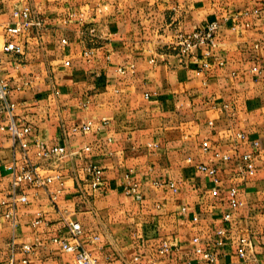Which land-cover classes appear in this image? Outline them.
Listing matches in <instances>:
<instances>
[{"label": "crops", "instance_id": "crops-1", "mask_svg": "<svg viewBox=\"0 0 264 264\" xmlns=\"http://www.w3.org/2000/svg\"><path fill=\"white\" fill-rule=\"evenodd\" d=\"M24 7L44 25L16 38L21 56L1 54L14 117L32 131L28 149L15 148L1 128L9 115L0 113V261L76 264L52 241L69 237L71 220L98 264L198 262L195 237L216 264H238L243 236L264 264V0H0V48L3 27ZM212 22L217 48L206 55L201 47L182 63L177 34ZM88 123L89 131L73 130ZM37 145L68 153L39 158ZM30 165L59 175L62 191L57 181L47 189L24 183L17 192L28 201L7 218L13 177ZM90 165L102 173L97 189ZM200 165L215 168L219 182Z\"/></svg>", "mask_w": 264, "mask_h": 264}, {"label": "built area", "instance_id": "built-area-1", "mask_svg": "<svg viewBox=\"0 0 264 264\" xmlns=\"http://www.w3.org/2000/svg\"><path fill=\"white\" fill-rule=\"evenodd\" d=\"M259 9H255L253 14L259 15ZM13 18L16 20L15 24H8L3 27L5 41L0 48V113H7L9 115L6 123L1 127L6 129L10 135L11 141L14 144L15 148H20L22 151H26L29 147V142L27 137L30 135L32 128L29 125H22L14 117L13 111L15 109V103L10 100V85L9 82L2 75V62L1 54H13L16 56H21L23 54V46L17 41V37L22 35L27 28L35 27L39 30L43 28L44 20L34 12L29 7H24L23 9H18L13 12ZM219 28L218 22H212L204 28H200L191 33L180 32L177 34L176 39L172 43L173 50L177 52L179 59L182 63H185L186 60L195 56V51L201 47H207L205 52L206 55H211L212 51L217 48V30ZM62 43L65 44L66 40L63 39ZM86 55H90L89 52ZM205 66H208L205 64ZM91 123L82 125L80 127H74V131H89ZM239 137H243L242 134H239ZM258 145L257 143L255 146ZM90 147L85 148L86 151H90ZM204 151H210L211 147L206 142L203 144ZM67 150L63 146H36V155L39 158L43 159H58L61 160L67 156ZM216 156L219 157L220 154L216 153ZM224 159H229V155H223ZM242 160L245 164V167L250 174L254 173V163L252 160V154L246 153L243 154ZM200 170L207 172L210 176L213 177L215 182H219L216 177V169L208 168L206 165H200ZM86 171L91 176L89 185L92 189H97L100 187L102 181L101 170L94 165H90L86 168ZM55 181L59 183V188L57 193L62 191V183L60 181L59 175L55 176H43L36 166H21L19 172H17L12 180V187L14 192L10 195L9 201H4L3 204L8 205V211L5 214L7 218H12L14 216L15 207L18 203H27L28 198L26 195L19 194L17 189H19L22 184H31L32 186L38 188L47 189ZM169 186L176 191L175 184L173 182L169 183ZM137 188L133 186L128 190L129 194H136ZM237 193L236 189H231L232 194V207L238 205V201L235 198ZM52 201L56 200V196H51ZM185 211L186 209L183 208ZM264 212V210H263ZM231 218L230 214H225L224 219L228 221ZM37 224L40 223L38 220ZM67 227L69 231V237L67 239L63 238H53V242L58 244L64 251L73 253L75 255L76 264H98L96 258L91 254L90 251L86 250L79 244V237L82 232L81 225L78 222L67 220ZM221 239L217 242L218 245H222L223 237L226 234L225 230L220 229L217 231ZM195 244V252L201 255L200 261L192 262L187 261L186 264H216L218 256L214 251H204L200 246L199 237L193 239ZM23 251L30 252L32 247L29 245L22 246ZM170 251V246L168 242H164L160 252L162 254L168 253ZM237 258L238 264H259V258L257 252L255 251V245L252 239L248 236L240 237L237 241ZM138 258H136L137 260ZM0 264H14V257L11 256L8 262H1ZM151 264H162L159 260H153Z\"/></svg>", "mask_w": 264, "mask_h": 264}]
</instances>
